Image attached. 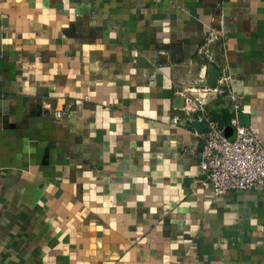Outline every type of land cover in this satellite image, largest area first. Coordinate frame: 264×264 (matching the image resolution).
<instances>
[{
	"label": "crops",
	"instance_id": "0c3cea01",
	"mask_svg": "<svg viewBox=\"0 0 264 264\" xmlns=\"http://www.w3.org/2000/svg\"><path fill=\"white\" fill-rule=\"evenodd\" d=\"M211 66L264 144V0H0V264H264V190L201 183Z\"/></svg>",
	"mask_w": 264,
	"mask_h": 264
},
{
	"label": "built area",
	"instance_id": "2783aa9c",
	"mask_svg": "<svg viewBox=\"0 0 264 264\" xmlns=\"http://www.w3.org/2000/svg\"><path fill=\"white\" fill-rule=\"evenodd\" d=\"M220 36L215 31H210L200 52L213 61L214 52L210 47ZM228 70L223 68L216 86L205 88L204 93L219 91L227 85L231 88L229 97L233 104V124L236 126V136L233 139L225 137L217 125L210 123L205 135V143L200 152L199 166L201 169L204 186H208L214 195L225 194L240 190H264V144L259 131L252 124L242 125L238 115L241 109V97L230 85ZM197 109L203 110L206 105L204 96L194 100ZM73 102L66 103L56 111V116L61 118L71 114ZM180 116L173 119L174 124L180 122Z\"/></svg>",
	"mask_w": 264,
	"mask_h": 264
},
{
	"label": "water",
	"instance_id": "95a60500",
	"mask_svg": "<svg viewBox=\"0 0 264 264\" xmlns=\"http://www.w3.org/2000/svg\"><path fill=\"white\" fill-rule=\"evenodd\" d=\"M219 76L220 71L215 66H211L209 69V76L207 78L206 85L215 86Z\"/></svg>",
	"mask_w": 264,
	"mask_h": 264
}]
</instances>
